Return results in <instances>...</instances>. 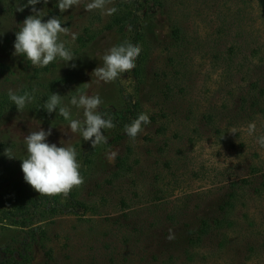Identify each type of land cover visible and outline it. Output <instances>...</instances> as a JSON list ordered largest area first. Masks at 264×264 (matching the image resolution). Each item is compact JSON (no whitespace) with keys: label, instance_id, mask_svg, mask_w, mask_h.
<instances>
[{"label":"rangeland","instance_id":"obj_1","mask_svg":"<svg viewBox=\"0 0 264 264\" xmlns=\"http://www.w3.org/2000/svg\"><path fill=\"white\" fill-rule=\"evenodd\" d=\"M26 1L4 0L1 4L0 38H15L13 34L33 14L32 6L17 11ZM89 2L82 0L64 13L57 0L35 5L44 10L45 22L58 16L70 31L60 39L76 58L67 64L58 58L46 77L72 81L63 101L71 108V119L84 120L83 110L70 105L71 97L79 94L99 95L103 101L99 112L122 110L127 100L140 101L149 115L157 112L153 102H145L146 85L137 83L128 72L110 83L93 74L102 66L101 57L118 46L120 38L104 29L108 14L85 10ZM166 13L169 17L142 20L141 32L150 52L145 69L163 65L170 49V20H174L184 28L189 45L183 53L186 70L181 72V91L176 88L177 114L168 116L164 134L156 131L159 122L142 127L135 140L126 132L121 139L113 135L112 128L103 130L108 142L101 144L80 186L82 197L96 206L95 213L57 215L43 224L54 257L47 261L39 250L31 264H264V147L257 142L264 136V101L253 107L248 100L250 84L264 81V1L170 0ZM81 36L84 41H78ZM10 52L3 63L15 70L11 79L7 75L9 88H15L39 67L14 55L15 49ZM204 115L210 117L211 125ZM57 116L36 118L21 113L0 126V141L8 140L7 149L16 157H3L0 165L1 191L7 197L39 194L24 181L21 170V159L27 157L24 137L30 131L51 128L46 142L74 147L80 164L88 154L91 141H84L79 132L72 133L69 121ZM251 124L255 131L249 134ZM113 136L116 142L111 141ZM114 151L118 155L110 162ZM118 156L128 157L131 171L112 179ZM230 194L234 195V210L219 238H206L190 254L153 260L162 245L184 229L185 222L210 213L212 203ZM125 212L129 230L124 223L122 227L115 224ZM21 236L19 230L0 223V257Z\"/></svg>","mask_w":264,"mask_h":264},{"label":"trees","instance_id":"obj_2","mask_svg":"<svg viewBox=\"0 0 264 264\" xmlns=\"http://www.w3.org/2000/svg\"><path fill=\"white\" fill-rule=\"evenodd\" d=\"M3 2L4 0H0V6ZM169 2L170 0H111V3H109L110 8H115L116 11L108 15L104 29L119 35V45L124 42H130L141 47V52L135 61L136 67L128 73L137 83L146 85L147 91L145 95L147 100L145 102H153V105L157 107V112L149 115L140 101L127 100L122 110H101L100 113L103 118L111 119L115 125L112 128L115 137L123 139L125 137L123 134L125 125L131 124L141 113L149 116V124L157 125L159 122L156 131L164 134V124L168 116L177 114L179 110L176 88L181 91L180 85L183 75L181 72L186 70V61L183 59V53L188 51L189 47L186 32L181 25L171 19L172 28L167 40L170 48L169 54L165 56L163 65L153 69L149 68L148 70L145 68L147 67L150 52L141 32V23L144 18L154 17L155 15H167L169 17L168 13H166ZM13 35L14 37L16 36V34ZM14 41L15 38L13 36L0 38V126L17 119L21 113H26L36 118H49L50 116L57 118L58 113L54 111L49 114L43 109L44 105L52 93L62 96L63 105L64 99L67 98L66 89L68 90L69 83L72 81H69V78L66 77H46L51 75L52 70L56 66V60L47 67L34 69L33 73L29 74L30 76L23 77L24 80L19 87L9 88L8 78L10 76L11 79L12 75L15 74V70H12L13 67L3 63V61L13 53L10 51L14 49ZM78 41H84V37L81 36ZM22 61L20 59L21 63H23ZM10 89L17 95L28 93L32 97L31 103L26 105L23 112H19L9 99L8 92ZM249 93L250 98L248 100H251V105L253 107L260 106L264 101V81L263 83L257 81L250 84ZM61 117L59 118L62 119ZM204 118L208 125L212 124L209 116L204 115ZM144 126L146 127V125H142V127ZM194 130L197 132L198 129L194 128ZM115 137L113 136L111 141L116 142ZM8 143V140L0 141V165L3 163V157H6L4 152L9 145ZM100 148L101 145L96 146L94 149L92 145L87 147L89 152L83 156L80 164V174L83 179H85L87 171ZM130 171L128 157L118 156L112 172V179L126 175ZM262 178L263 183L261 185L264 187V174ZM1 189L2 187L0 186V223L19 230L22 236L15 243L16 246L13 249L0 257V264H31L35 258V253L39 250L43 251L47 261H51L54 257V249L47 244L49 241L48 232L42 225L47 224L57 215H77L81 212L95 213L96 211V206L89 204L82 197L80 187L74 188L67 198L63 196L49 198L42 195L39 196V194H26L19 198H10L2 193ZM121 203L124 209H128L124 201H121ZM234 205V195L232 194L221 197L218 201L212 203L210 213H204L185 222L183 224L184 229L171 236L166 244L162 245L154 255L153 260L171 259L174 254L185 253L187 255L190 254L188 253L190 250H195L206 238H219L222 230L230 225L229 216L234 210ZM125 213L115 221V224L122 227L124 223L129 230L131 229V224H126L129 217H127V212ZM172 220L174 219L170 220V224H174Z\"/></svg>","mask_w":264,"mask_h":264},{"label":"clouds","instance_id":"obj_3","mask_svg":"<svg viewBox=\"0 0 264 264\" xmlns=\"http://www.w3.org/2000/svg\"><path fill=\"white\" fill-rule=\"evenodd\" d=\"M81 2L82 0H57V7L61 13H64L73 7H78ZM39 3L41 0H27L26 5L17 8V11H23L25 7L30 5L33 14L26 17L22 27L16 32L14 55L24 57L33 67H47L58 58L65 64L73 61L76 57L66 47L65 42L60 39L61 34H70L69 29L62 26L58 16H54L45 22L43 20L44 10H37L35 7ZM43 3L46 5L48 0H43ZM109 3L111 0H91L86 4L85 10H101L110 15L116 9L107 8ZM71 35L75 39V34L71 33ZM140 52L141 47L130 42L113 46L101 57L102 66L96 67L93 74L104 83L114 82L121 74L134 70L135 61ZM72 66L75 67V65ZM8 96L19 112H23L26 105L32 101V97L28 93L17 95L11 89ZM102 103L99 95L79 94L72 96L70 105L83 110V122L79 119H71V108L62 105V96L57 93L51 94L43 109L49 114L55 111L65 120H68L71 132H79L84 141H91L94 149L96 146L108 142L103 130L115 127L111 119L103 118L99 112L98 109ZM149 123V116L141 113L131 124L125 125V132L131 139L135 140L143 130L142 125ZM254 131L255 125H249V134ZM51 135V128L47 131L39 128L37 131H30L24 137L27 157L21 159L23 179L33 190L39 193V196L49 198L63 196L67 198L74 188H78L84 183L80 174L81 165L77 160L78 153L74 147H58L55 143L46 142ZM257 142L261 147H264V136L259 137ZM4 154L9 159L16 158L10 149H5ZM117 155V152H111L110 162H113Z\"/></svg>","mask_w":264,"mask_h":264}]
</instances>
